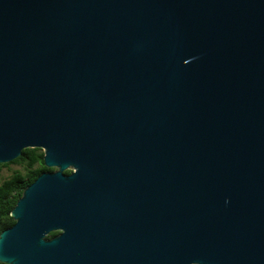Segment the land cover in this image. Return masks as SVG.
<instances>
[{
    "label": "water",
    "instance_id": "water-1",
    "mask_svg": "<svg viewBox=\"0 0 264 264\" xmlns=\"http://www.w3.org/2000/svg\"><path fill=\"white\" fill-rule=\"evenodd\" d=\"M26 149L2 264H264V0H0Z\"/></svg>",
    "mask_w": 264,
    "mask_h": 264
},
{
    "label": "trees",
    "instance_id": "trees-1",
    "mask_svg": "<svg viewBox=\"0 0 264 264\" xmlns=\"http://www.w3.org/2000/svg\"><path fill=\"white\" fill-rule=\"evenodd\" d=\"M6 165H20L22 167L21 170L13 172L9 180L5 181L0 187V194L3 195L4 199L6 195L8 198V203L3 202L0 209L3 208L2 210L9 216L24 188L31 184L42 172L52 171L53 169H47L44 166L43 152L40 149H26L19 158ZM1 198L0 195V204ZM12 223L9 217L5 225L11 226Z\"/></svg>",
    "mask_w": 264,
    "mask_h": 264
},
{
    "label": "flooded vegetation",
    "instance_id": "flooded-vegetation-1",
    "mask_svg": "<svg viewBox=\"0 0 264 264\" xmlns=\"http://www.w3.org/2000/svg\"><path fill=\"white\" fill-rule=\"evenodd\" d=\"M42 151V150H41ZM43 152V151H42ZM8 164V163H7ZM9 166H7L6 164H0V169H2V168H8ZM50 169H53L52 171H49V172H54V171H56V169L55 168H50ZM72 172V170L70 169V170H66V171H64V174L65 175H69L70 173ZM11 176V175H10ZM10 176L8 177V176H1V178H0V187L2 186V184L5 182V181H8L9 180V178H10ZM30 185V184H29ZM26 188V187H25ZM24 188V189H25ZM24 191V190H23ZM23 191H22V193H23ZM22 193H21V195H22ZM1 195V204H0V207H1V205L3 204V202H5L6 204L8 203V198H7V195H6V197H5V199L3 198V195L2 194H0ZM21 195H20V197H21ZM19 197V198H20ZM18 198V199H19ZM18 199H17V201H18ZM16 201V202H17ZM16 204V203H15ZM15 206V205H14ZM7 207V206H6ZM3 208H1L0 209V234L3 232V231H5V230H8V229H10V228H12L13 226H14V224H15V221L13 220V218L11 217V211H10V213H9V216H8V214L5 212V211H3L2 210ZM13 209V208H12ZM11 218V220H12V225L11 226H6L5 224L7 223V220H8V218ZM59 234V232L57 231V232H51V233H49L48 235H46L45 236V239L46 240H50L51 238H53V237H55V236H57ZM2 264V263H1Z\"/></svg>",
    "mask_w": 264,
    "mask_h": 264
},
{
    "label": "rangeland",
    "instance_id": "rangeland-1",
    "mask_svg": "<svg viewBox=\"0 0 264 264\" xmlns=\"http://www.w3.org/2000/svg\"><path fill=\"white\" fill-rule=\"evenodd\" d=\"M22 167L20 165H10L8 168L0 169V178L1 176H10L13 172L21 170Z\"/></svg>",
    "mask_w": 264,
    "mask_h": 264
}]
</instances>
